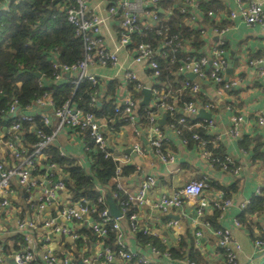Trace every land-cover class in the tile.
Listing matches in <instances>:
<instances>
[{
  "label": "crops",
  "instance_id": "1",
  "mask_svg": "<svg viewBox=\"0 0 264 264\" xmlns=\"http://www.w3.org/2000/svg\"><path fill=\"white\" fill-rule=\"evenodd\" d=\"M209 1L210 10L214 12V15H209L207 11L208 22L201 24L205 40L202 52L204 55H209L212 47L220 40L223 41L226 46L228 62L233 54L232 71L226 70V77H237L239 82L231 89L218 93L217 87L212 81L203 80L201 81V92L206 100L213 101L215 104V107L208 111L214 120V126L209 128V133L214 135L215 144L217 143L218 148L220 147L219 154L224 156L222 160H225L226 157L231 159L229 162L231 168L224 169L223 166L212 164L210 158L204 156L203 149L198 147L196 142L190 146L184 144L182 138L168 126L164 129L166 148L174 153V163L162 162L155 149L150 146L149 126L140 123L127 124L121 117L112 120L101 118L100 121L108 146L114 155L124 159V165L135 169L130 175L120 179L125 194L135 196L141 183L148 175L155 178L154 184L146 193L145 202L139 206L136 215L137 220L146 225L152 235L166 246L163 251L176 246L180 242V237L190 236L194 243L193 248L202 253L201 257L208 264L226 263L219 237L202 224L206 220L205 215H213L215 210L213 200L222 190L219 187H224L228 190L226 197L232 199L233 205L223 217L219 218V227L230 228L233 238L241 245L238 252L239 264H264V254H259L256 251L253 242L256 236L264 234V213L261 215L252 214L251 217H248L250 220L248 226L244 223L241 226L234 225V219L244 211L242 204L250 202L255 197L258 186L264 188V125L258 123V117L264 115V24L247 26L241 18H230V11L236 7L235 0ZM246 1L259 2L264 9V0ZM92 6L101 14L108 15L107 0H93ZM192 12L190 22L195 27L205 12L200 7L192 8ZM117 20H107L102 30V36L104 43L109 48H118V64L113 66L94 65L89 69L91 73L98 76L101 85H103L99 91L100 96L106 92L108 81L118 79L121 82L116 90V105L118 101L122 102L128 93L132 94L128 88L129 82L124 78L126 70L136 71L144 86L150 87L155 82L146 64L134 62L133 48L119 47L120 23ZM141 21L144 26H150L153 23L147 15H142ZM215 28H227V30L224 33H218ZM69 79L70 76L66 74L59 81L67 82ZM143 97L142 93V97L137 100L138 105H141L140 101ZM153 101L152 92L149 105H152ZM29 110L28 113L33 114L45 112L44 108L36 105H33ZM47 112L51 114L53 108L51 107ZM52 120L54 122V118ZM235 128L240 132L238 137L230 135V131ZM32 129L30 128V131ZM244 137L245 142H241ZM135 142L142 144L146 151L144 155H139L133 150ZM51 145L64 156L76 160V163L87 172L90 171L91 163L86 153L85 139L79 130L69 127L62 128L55 135ZM32 147L33 144L26 138L25 131L13 130L12 126L0 127L1 163L9 167L17 165L16 150H28ZM31 175L37 180L36 187L28 189L22 186L18 179H12L11 191L8 195L10 205L6 209H0V250L5 264H12L10 260L12 253L8 251V247L13 248L14 237L19 232L18 221L21 214L24 215L26 222L31 224L28 230L32 237L31 245L35 244L39 252L45 250L46 245L55 255L62 254L73 259L76 256H79V259L89 258L90 264H98L94 259L101 251L103 244L97 238L88 237L83 231L85 228L90 230L92 218L86 217L80 222L73 221L72 225L68 224L65 218H58L60 210L71 204L65 191L55 190L54 198L45 208L38 206L45 189L49 185L54 186L55 183L67 176L65 170L47 163L46 158L43 157L31 169ZM201 177L209 179V187L204 191L197 205L186 201L182 207H172L168 212H163L158 208L156 204L161 196L171 195L184 183ZM107 192L109 191L104 190V195ZM201 205L204 208L203 215L196 211L197 207ZM53 219H55V225L49 224ZM176 219L181 225L179 230L168 225L171 220ZM122 225L128 246L138 250L140 254L147 255L150 252L148 246L141 243L134 232H130L126 219H122ZM54 226L72 227L75 232H80L81 242L80 237L77 239L67 233L55 232ZM197 231H202V235L197 236ZM46 236L48 238L44 241ZM49 236L51 237L49 238ZM3 245L8 246L7 251L2 249ZM152 258L156 261H164L166 264H190L187 258L172 257L168 259L159 254L153 255ZM113 264L140 263L117 260Z\"/></svg>",
  "mask_w": 264,
  "mask_h": 264
},
{
  "label": "trees",
  "instance_id": "2",
  "mask_svg": "<svg viewBox=\"0 0 264 264\" xmlns=\"http://www.w3.org/2000/svg\"><path fill=\"white\" fill-rule=\"evenodd\" d=\"M68 3V0H22L19 2L11 0L6 4L3 0H0V127L12 126L15 116L10 114L9 109L13 102L16 101L18 113H28L35 101L44 95L50 96L53 109L60 108L66 101H69L72 106L85 111H93L99 119L112 120L116 117L122 119V114L115 111L116 90L121 84L118 79L108 81L106 92L102 96L99 95V91L103 86L100 81L94 84L90 80H83L76 86L69 81L54 80V76L58 72L55 67L56 61L72 63L83 58L84 55V41L76 34L74 26L67 19L66 11L63 10V7ZM209 3V0L198 1V7L205 14L203 13L201 16L203 19L200 18L198 24L194 27L190 22L193 15L192 8L187 5V0H158L157 9L161 8L163 12L157 10L158 20L156 24L144 28L143 32L139 34L133 35L130 47L135 48L138 43L146 42L154 49L164 52L161 56H156L160 74L154 82V86L158 91L154 96V101L166 96V102H175L178 107L171 113L160 110L157 106L138 105L137 123L149 126L151 124V113H158L159 115L165 113L166 121L164 125H160V128L164 131L165 127L175 124L181 130L180 137L187 139L189 146L196 142L197 146L200 147L199 141L194 140L192 137L194 133L199 134L206 142L205 148L212 153L210 158L212 161V158L222 159L224 156L219 154L220 147L218 148L219 145L215 144L214 135L209 133L207 121L199 116L191 117L182 112L188 102H197L199 107L203 109L206 104L212 101L206 100L201 92L202 89L194 91L190 86H187L186 81L192 82L193 80L179 72L181 63L187 56L200 57L204 55L202 51L204 50L205 40L202 35L201 24L208 22L209 18L206 17V13L210 10ZM159 31L162 33L159 34ZM174 36L177 37V40H175V57H173L172 46L162 48L164 41ZM222 46L226 48L225 44ZM149 71L152 74L153 70L149 69ZM37 74H40V76ZM40 80L43 84H40ZM128 88L136 100L142 97V90L136 88L135 82H129ZM93 96H97V102L92 101ZM33 115L34 121L23 123L20 129L26 132V138L33 144L32 148L26 150L27 155L32 152L35 144L40 140L37 134L38 130H42L45 134H52L53 131L51 127L44 125L43 119L38 114ZM182 117L185 119V125L178 122ZM197 123H199L198 126H196ZM81 132L85 139V146L88 147L86 153L91 163L89 172L77 164L76 160L61 154L51 144L45 149L44 158H46L47 163L54 164L67 173L63 181L65 183L64 191L68 194L70 203L74 204L86 198L89 201V207L95 209V212L91 214L92 217L98 220V212L108 206L105 198L102 201L99 200L104 190L111 193V196L120 207L121 201L128 200V195L119 189L117 185L118 175L116 169L119 164L118 160L97 148L89 136L88 130H81ZM241 142H245V137ZM163 145L165 148L167 147L166 139ZM107 151L112 152L110 148ZM212 163L222 167L216 161H212ZM230 168L231 166L227 163V169ZM134 171L133 167L123 165L121 176L130 175ZM206 179L209 187V179L207 177ZM219 188L222 189L221 191L224 192L226 197L228 190L224 187ZM115 194H117L116 197ZM138 209V204L128 202L127 211L124 212L125 217H129L133 213L136 214ZM214 209L213 215L205 216L214 228H218L220 211ZM263 213L264 188H262L260 195L255 196L250 201L248 207L238 216V219L242 224L248 226L250 225L248 217H251L252 214L261 215ZM20 219H25L23 214H21ZM136 222L139 226L134 233L141 243L147 246L154 245L161 251L165 250L166 246L160 243L152 234L145 233L144 225L139 220L136 219ZM107 228H110L109 225ZM83 231L86 232L88 237L98 239L92 228L89 231L85 228ZM76 233L80 235V232ZM103 241L106 246L115 248V233L109 229ZM179 241L176 246L168 249L171 257L187 258L195 264H208L201 257L202 253L195 251L193 248L194 243L190 236L187 238L180 237ZM23 246H26L24 234L17 233L14 237L13 249L19 250ZM7 247V245H3V250L7 251ZM56 256L61 260L65 258V255L62 254ZM78 257L74 258L76 263Z\"/></svg>",
  "mask_w": 264,
  "mask_h": 264
},
{
  "label": "built area",
  "instance_id": "3",
  "mask_svg": "<svg viewBox=\"0 0 264 264\" xmlns=\"http://www.w3.org/2000/svg\"><path fill=\"white\" fill-rule=\"evenodd\" d=\"M8 4L11 0H3ZM16 2L22 0H15ZM69 3L63 7L66 11L68 21L74 26L75 32L84 41V55L83 58L76 60L72 63H60L55 62V67L58 69L57 74L54 76V80L59 81L64 75L68 74L70 76L69 82L78 85L83 80H90L94 84H97L100 80L98 76L89 71L91 66H113L118 64L119 55L118 48L111 49L105 43L102 36V30L107 20L114 19L120 23L121 32L119 33V47H130L132 43V36L143 32L144 28L150 27L156 24L158 20L157 3L158 0H117L108 2L107 12L108 15L105 16L97 11L93 6V0H68ZM199 0H187V5L190 8H198ZM236 7L230 11V18H241L247 26H253L255 24H264V9L259 2H248L246 0H235ZM209 15H214L212 10L208 11ZM147 15L153 21L152 25L144 26L141 21V16ZM227 28H215L218 33H224ZM204 32V31H202ZM162 32L159 31V34ZM177 37L166 39L162 48L172 46L173 57H175ZM223 41H219L215 44L209 55H203L200 57L187 56L185 60L181 63L179 68L180 73L192 72L195 74V79L193 81H186V85L190 86L192 90L198 91L201 89V81L210 80L217 87L218 93H223L228 89H231L238 84L239 79L237 77H226V70L228 67V61L226 57V49L222 46ZM134 49V62L140 64H146L149 69L153 70L152 77L156 80L157 76L160 74L159 66L156 60V56H161L164 52L161 50L154 49L149 43L140 42ZM124 78L128 82H135L136 88L143 89V82L140 80L139 75L136 71L128 69L124 73ZM43 84L42 80L39 81ZM152 90L155 96L158 91L154 85L148 87ZM166 96H162L157 100L153 101L152 105L149 107L157 106L160 110H165L173 113L178 107L174 103H169L165 101ZM93 102H97V96H93ZM34 105L45 108L47 106L53 105V102L49 95H44L38 98ZM138 101L133 97L132 94L128 93L122 102H117L115 105V111L122 114V120L124 123H137ZM215 107L214 102H210L203 107L204 110H212ZM202 108L199 107L197 102H188L182 109V112L188 116L195 117L199 114ZM10 114H13L14 119L12 123L13 130L19 131L25 122H33L34 115L32 113H18V107L16 101L13 102L9 109ZM38 115L43 119L44 125L51 127L53 129L52 134H45L42 130H38L37 134L40 140L35 144L34 149L30 154H26L25 149L16 150L15 156L18 159V164L9 167L0 162V209H6L10 205L8 195L11 191V180L16 178L19 183L28 188L36 187L37 180L32 177L31 169L34 168L39 159L44 157L45 149L54 140L55 135L64 127H69L74 130H88L89 136L94 142L95 146L106 152L107 155H112L119 164L116 169L118 175V188L124 191V187L120 181L122 178V166L124 165V159H120L114 155L113 152H108V142L103 130V125L100 119L94 114L93 111H85L78 107L72 106L69 101H66L60 108H54L53 112L50 114L47 111H41ZM162 115L158 113L150 114L151 124L148 127V140L151 147H153L162 162L174 163L175 155L168 148L163 145L166 139V133L160 128L158 123L159 118ZM54 118V122L52 120ZM208 124V128L214 126V120L205 119ZM179 123L185 125L184 117L178 120ZM258 123L264 125V115L258 117ZM193 126V125H192ZM170 128L180 136L181 130L171 124ZM230 135L233 137H238L240 132L237 128L230 131ZM194 140L199 141L200 148L203 149V154L208 159L212 157L211 151L205 148V140H203L199 134L194 133L192 135ZM184 144H188L187 139L182 138ZM87 150L88 147L85 146ZM133 150H135L139 155H144L146 153L144 147L141 143L135 142L133 145ZM212 161L220 163L223 168H227V163L231 162L229 157L225 160L221 158H212ZM213 164V163H212ZM54 165V164H51ZM55 166V165H54ZM155 178L148 175L146 179L141 183L140 188L134 195H129L128 200L121 201V217H113L109 213L108 206L104 207L98 212L99 219L92 217V213L95 212L94 208L89 207V201L83 198L80 202L70 204L63 207L58 215V218H65L66 220L82 221L86 217H91L90 227L97 234L98 240L103 244L101 251L98 253L95 262L98 264H113L117 260H125L138 262L140 264H166L164 261H156L152 258L153 255L159 254L164 258H172L170 251H161L154 245H148L150 254H140L138 250L132 249L128 246L126 242V233L122 225V219H126L129 225L130 232H135L139 224H137V215L135 213L130 214L129 217H125L124 212L127 211L128 202H133L141 206L146 200V193L150 187L154 184ZM50 186V185H49ZM45 189V193L40 197L38 206L40 208H45L51 200L54 198L55 190H65V183L59 180L54 186H50ZM208 183L206 177H201L198 179H192L184 183L178 190L173 192L171 195H163L157 202V206L163 212H168L170 208L177 207L180 208L184 203L190 202L196 205L200 201V197L203 195L204 191L207 189ZM262 193V186H258L255 192V196ZM218 195L213 200V207L220 211V218L224 216L227 210L233 205L231 198H226L224 193L219 191ZM117 194H115V197ZM105 198L104 193L99 197L102 201ZM106 199V198H105ZM250 202L242 204V210H245ZM197 213L200 215L204 214V208L198 206L196 209ZM55 219L49 224H54ZM203 226L211 230L216 236L219 237V243L224 249V254L227 264H239L238 252L241 245L235 241L232 235V231L227 227L214 228L212 223L208 220L202 222ZM241 221L238 218L234 219V225L241 226ZM30 223L26 222L25 219H20L18 221V233H23L26 246H23L19 250H14L12 247H8V251L11 252L12 259H14L16 264H78L73 258H63L61 260L58 258L51 250L45 245V250L41 253L38 251L37 247L31 245L32 237L29 234ZM109 225L110 228H107ZM169 226L175 227L176 229H181V225L178 220H171L168 223ZM109 229L115 233V248L111 246H106L104 244L103 238L109 232ZM54 231L58 233H67L72 235L74 238L80 237L72 227L67 226H54ZM144 232L152 234L150 229L144 225ZM197 236L202 235V231L196 232ZM52 236V234H51ZM49 236V238L51 237ZM47 236L44 237V241L47 240ZM254 247L259 254H264V234L258 235L254 239ZM3 249V248H2ZM0 250V264H5L4 258L1 255ZM82 261L85 264H90L91 260L89 258H84ZM190 264H195L188 260Z\"/></svg>",
  "mask_w": 264,
  "mask_h": 264
},
{
  "label": "water",
  "instance_id": "4",
  "mask_svg": "<svg viewBox=\"0 0 264 264\" xmlns=\"http://www.w3.org/2000/svg\"><path fill=\"white\" fill-rule=\"evenodd\" d=\"M162 9H159V12H161ZM232 63H233V54H231L230 58H229V62H228V68L227 71L231 72L232 71ZM38 76H40V74H37ZM186 77H188L189 79H194L195 78V74L192 72H188L184 74ZM142 93L144 95L143 99L140 101V104H144V105H149L151 98H152V90L148 87H144L142 89ZM51 106H47L44 108L45 111L50 110ZM199 117H203L205 119H211L212 118V114L210 112H208L207 110L201 109L199 114ZM166 121V114L164 113L161 118H159L158 123L160 125H164ZM50 187V186H49ZM105 198L106 201L108 203V209H109V213L111 216L113 217H121L122 213L121 210L119 208V206L117 205L116 200L111 196L110 192H107L105 194ZM177 220V219H176ZM68 224L72 225L73 224V220H67ZM12 264H16L14 259H10ZM78 264H85L82 259H78Z\"/></svg>",
  "mask_w": 264,
  "mask_h": 264
}]
</instances>
